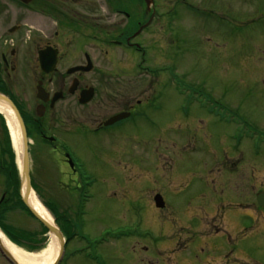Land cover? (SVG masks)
<instances>
[{
    "label": "rangeland",
    "instance_id": "rangeland-1",
    "mask_svg": "<svg viewBox=\"0 0 264 264\" xmlns=\"http://www.w3.org/2000/svg\"><path fill=\"white\" fill-rule=\"evenodd\" d=\"M157 1L174 15L169 26L176 34L171 40L170 29L164 33V28L159 38L151 35V44L160 42L166 56L150 55L144 65L150 69L166 67L167 74L175 71L178 87L170 85L166 75L168 92L159 104L162 113H150L149 119L155 123L177 118L184 126L192 113L189 102H214L210 118L194 109L197 125L210 123L208 151L200 132L185 127L180 131L188 141L181 148L170 140L130 141L129 182L114 187L96 183V191L87 190L92 198L77 206L76 191L57 184L59 167L52 156L36 151L30 139L31 184L39 190L42 201L54 206L66 236L76 235L64 247L66 257L73 254L76 264H264V209L255 204L257 192L264 189V0ZM99 16L104 22L113 20L104 5ZM165 20L168 24L169 18ZM26 23L30 25L31 20ZM133 56L137 58L129 61L139 62L138 56ZM99 62L104 67V61ZM140 80L121 78L119 84ZM21 87L14 94L31 101L35 91L31 76L27 74ZM219 105L240 115L231 116ZM239 140L242 177L234 164L239 156H234L235 142ZM4 141L0 126L1 144ZM70 154L92 168L85 148ZM210 154L215 158L214 168H202V156ZM225 155L234 162L229 169L221 167ZM96 163L97 169L106 170L102 158ZM126 167V161L121 160L112 165L118 176ZM155 194L164 202L163 211L153 205ZM195 197L203 200L211 217L202 218L201 212L195 217L184 214L190 210L185 203ZM66 220L76 223L72 230ZM6 223L30 233L41 231L37 221L18 210L8 215ZM217 229L220 232L215 233ZM41 239L45 247L48 236ZM0 264H9L1 254Z\"/></svg>",
    "mask_w": 264,
    "mask_h": 264
},
{
    "label": "flooded vegetation",
    "instance_id": "flooded-vegetation-1",
    "mask_svg": "<svg viewBox=\"0 0 264 264\" xmlns=\"http://www.w3.org/2000/svg\"><path fill=\"white\" fill-rule=\"evenodd\" d=\"M151 1L147 9L143 0H0V95L13 103L34 149L39 153L47 151L52 156L59 167L57 184L76 191L77 206L92 198L87 190L96 191V183L105 182L114 187L129 182L130 141L141 140L145 144L150 138L164 140L162 142L170 140L181 148L188 141L184 139L187 135L180 131L185 127L188 131L200 132L208 151L210 123L197 125L194 109L210 118L215 109L214 102H189L192 113L184 126L177 118L155 123L149 119L150 113H162L159 104L168 92L166 78L169 77L170 85L174 86L177 78L175 71L167 74L166 67L150 69L144 65L145 58L150 59V55L166 56L165 46L157 41L151 44V35L159 38L164 28V33L170 29L168 35L172 40L175 32L169 26L174 17L171 11L167 12V6L159 1ZM103 5L113 18L110 22H104L99 16ZM166 18H169L168 24ZM28 20H31L30 25L26 23ZM171 40L166 45L169 46ZM45 50L49 51V57L55 56L50 73L43 71L38 62V53ZM133 54L140 59L134 64L129 61L137 58ZM71 61L77 62L71 66ZM99 61H104V67ZM106 64L111 67L107 68ZM88 66L90 68L85 69ZM74 68L84 69L69 73ZM27 74L35 87L31 101L14 94L17 87L22 88ZM121 78L141 80L137 84L120 85ZM38 87L42 89L41 99L37 97ZM218 107L231 116L240 115L229 111L226 105ZM119 115L124 117L114 121ZM0 126L5 140V122L1 117ZM1 143L0 226L15 211V192L19 197L20 188L18 183L14 191L15 186L8 179L6 147ZM240 146V140L235 142L234 156L239 155L235 163L225 155L221 167L229 169L230 163L238 164L239 177H242ZM77 148H85L92 168L81 157L71 156V150ZM97 158H102L106 166L104 172L97 169ZM118 160L127 163L120 176L112 168ZM215 164L212 154L202 156V168L211 169ZM98 174H106L105 180H97ZM204 204L199 197L191 198L185 203L190 210L184 214L195 217L201 212L202 218L211 217L204 210ZM224 215L221 214V218ZM218 232L217 229L215 233ZM73 256L66 257L64 251L58 264H76L72 261Z\"/></svg>",
    "mask_w": 264,
    "mask_h": 264
},
{
    "label": "bare ground",
    "instance_id": "bare-ground-1",
    "mask_svg": "<svg viewBox=\"0 0 264 264\" xmlns=\"http://www.w3.org/2000/svg\"><path fill=\"white\" fill-rule=\"evenodd\" d=\"M0 115L5 120L12 150L15 154L16 166L17 168H20L22 141L17 122L10 108L2 102H0ZM21 192L22 194H25L26 192V186L24 182L21 185ZM28 203L44 222L55 229L57 228L53 221L52 215L39 201L33 190L30 192ZM47 236L48 242L46 246L37 252H29L23 248H20L19 246L12 243L8 238H6L1 232L0 242L17 264H53L59 252V245L56 243L55 239L50 236V234Z\"/></svg>",
    "mask_w": 264,
    "mask_h": 264
},
{
    "label": "water",
    "instance_id": "water-1",
    "mask_svg": "<svg viewBox=\"0 0 264 264\" xmlns=\"http://www.w3.org/2000/svg\"><path fill=\"white\" fill-rule=\"evenodd\" d=\"M147 9L149 8V6L152 4L151 0H144ZM48 50L45 51H41L38 53V62L40 64V67L42 68L43 71H45L46 73H50L52 70V67L54 65V60H55V56L51 55L50 57L48 56ZM89 64V63H88ZM90 66L86 67L85 69H89ZM84 68H74L71 69L69 71V73H74L75 71L78 70H83ZM41 91L42 89H40V87L37 88V97L41 99ZM87 100H80V103H85ZM0 102L4 103L5 105H7L10 110L12 111L14 118L17 122L20 134H21V141H22V151H21V165L19 168V173H20V184L22 185L23 182L25 183L26 186V192L25 194H22V192H20V196H21V201L23 203V205L28 209V211L32 214V216L38 220L42 226L47 230V234H50V236H52V238L55 239L56 243L59 245V252L58 255L56 257V259L54 260L53 264H57L63 254V247H64V238L62 236V234L60 233V231L50 225H48L46 222H44L37 214L36 212L33 210V208L30 206V204L28 203V199H29V195L31 192V187H30V182H29V174H28V146H27V138H26V133H25V129L22 123V120L19 116V113L17 112L16 108L14 107L13 103L5 96L0 95ZM123 115H119L116 116L113 120L117 121L121 118H123ZM256 203L259 207L264 208V192H261L259 194H257L256 196ZM154 204L156 208H162L163 207V202L162 199L159 195H156L154 197ZM0 253L1 255L11 264H17L14 259L10 256V254H8V252L4 249V247L1 245L0 242Z\"/></svg>",
    "mask_w": 264,
    "mask_h": 264
},
{
    "label": "trees",
    "instance_id": "trees-1",
    "mask_svg": "<svg viewBox=\"0 0 264 264\" xmlns=\"http://www.w3.org/2000/svg\"><path fill=\"white\" fill-rule=\"evenodd\" d=\"M28 136V133H27ZM5 147H6V165H7V175H8V179H11V181L13 182L15 188L14 191L17 188L18 185V175H17V170H16V166H15V159H14V154L11 150V146H10V141L8 138V134L6 131V136H5ZM33 190L35 191L36 195L38 196V198L41 200L40 196H39V190L33 186L32 187ZM15 200H16V208L17 210L25 213L26 215H28L30 218H32V216L30 215V213L28 212V210L23 206V204L21 203V201L19 200V197L17 195V192H15ZM42 204L44 205V207L51 213V215L54 218L55 224L58 226L59 230L62 232V234L66 237V240H70L71 239V235L70 236H66V233H64L62 231V229L60 228L58 221L60 219V216L56 215V211L54 210V206L50 205L47 202L42 201ZM62 216V215H61ZM33 219V218H32ZM67 224L69 225V228H73L74 225H72V223L70 221H67ZM40 229L41 231L36 234V233H30L28 231H24L22 229H15L12 226L8 225V224H3L0 229L3 232V234L14 244L23 247L24 249H26L29 252H37L40 251L41 249H43L44 244L43 241L41 239L42 236L46 235V230L45 228H43L41 225ZM22 242H27L26 245H24Z\"/></svg>",
    "mask_w": 264,
    "mask_h": 264
}]
</instances>
